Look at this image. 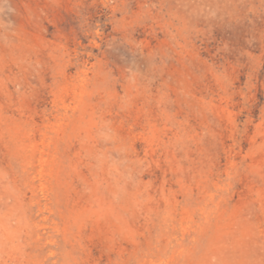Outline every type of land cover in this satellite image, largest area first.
<instances>
[{
    "label": "rangeland",
    "instance_id": "obj_1",
    "mask_svg": "<svg viewBox=\"0 0 264 264\" xmlns=\"http://www.w3.org/2000/svg\"><path fill=\"white\" fill-rule=\"evenodd\" d=\"M0 264H264V0H0Z\"/></svg>",
    "mask_w": 264,
    "mask_h": 264
}]
</instances>
